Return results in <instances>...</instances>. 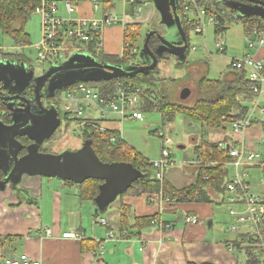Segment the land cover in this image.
<instances>
[{"label":"crops","instance_id":"1","mask_svg":"<svg viewBox=\"0 0 264 264\" xmlns=\"http://www.w3.org/2000/svg\"><path fill=\"white\" fill-rule=\"evenodd\" d=\"M137 2H140L141 5H137ZM61 5L63 6V0L59 2L58 11V16L62 18L102 19L107 13H113V10L116 9V0H106L103 9L101 8L98 12L93 9L91 0H85L82 5L75 9L76 17H73L74 13L71 16L68 15L64 6L61 7ZM122 5L121 15H116L121 20L122 24L119 25H122L123 29L108 28L104 32L103 39L105 53L120 57H123L125 49L126 26L145 25L151 21L155 12L152 0H122ZM119 45L122 49H118ZM107 50L110 52L108 53ZM253 55L264 61V49L256 53L253 52ZM32 64L34 63L32 62ZM34 72L36 71L34 70ZM188 88L190 89V87ZM112 120L118 124L116 118H112ZM109 127L114 132L120 130L117 126L112 127L110 125ZM252 129L253 126L249 131ZM249 131L247 133H251ZM222 132L224 131L218 130L210 133V135L217 136L220 134L222 138L220 137L221 139L217 141L230 143L229 137L224 136ZM235 135L238 137L235 142H240L243 135ZM260 135L263 134L255 133L252 137L258 139ZM248 136L251 137V134ZM197 140L195 143L198 142ZM180 148L183 147L180 146ZM193 157L190 161L184 162V172L174 167L168 170L164 184L168 183L180 190L195 183L197 166L203 165V161L196 158L195 151ZM174 158L175 155H172L173 161ZM257 167L247 168L249 180L246 179V183L250 186L251 193L264 203V196L251 189V183L259 180L258 171L254 172ZM259 169L264 173V167H259ZM231 170L233 168L230 167V172ZM190 177L193 180L189 183ZM23 178L25 179L21 180L23 183L21 188L26 190L30 196L27 202L22 201V197L18 201L13 198H5L6 194H1L3 198H0V237L5 239L0 247V253L5 258H14L26 254L41 264H239L235 254L243 251L235 247V242L242 237H248L247 233L250 232L247 227H241L237 232L232 231L231 227L235 220L230 216L225 223V228L220 225V228L217 229L222 238L224 234V239L213 241L212 238H209L211 233L215 231H212L215 227L214 224L224 219L223 214L219 212L221 210L219 206L227 204L225 200L230 197L229 192L224 194L211 192L210 195L216 202L213 204L167 207L165 210L147 196L141 198L124 197L114 204L115 218H111V216L110 218L102 217L108 225L104 227L105 229H99L95 225L97 218L94 203L82 200L77 195L79 190L76 194L74 186L71 187V185H67L58 179L45 181V178L41 177ZM164 184L162 185L163 188ZM0 193L4 192L0 190ZM152 196L154 195L152 194ZM121 202L131 206L132 223L137 216L157 215L158 219L172 224L174 230L160 232L156 226H153L151 229L143 230L138 238L128 237V239L118 242L109 241L107 238L110 232L119 233L123 229L120 215ZM185 216H195L199 220V225L188 227L186 225L184 227L182 218L184 220ZM98 217L101 216L98 215ZM46 229L52 230L55 237H47ZM70 231L83 235V241L63 239L62 234ZM233 235L236 237H232ZM94 242L98 245V249L88 250L84 248Z\"/></svg>","mask_w":264,"mask_h":264},{"label":"trees","instance_id":"2","mask_svg":"<svg viewBox=\"0 0 264 264\" xmlns=\"http://www.w3.org/2000/svg\"><path fill=\"white\" fill-rule=\"evenodd\" d=\"M67 1L71 2L77 8L85 0ZM225 2L226 0H202V6L205 7L208 15L216 19V35H223L228 31L226 24L227 18L236 23L240 22L243 24L245 33L249 34L253 28H258L264 32V19L251 17L238 20V18L234 17L235 13L233 10L224 7ZM40 3L41 0H0V31L4 35L11 36L18 47H25L30 44V36L25 32V25L31 20L34 11L39 7ZM185 3L186 0H178L177 12L181 18L182 27L188 41V50L186 52L188 55L190 50L189 32L195 31L197 25L187 23V19L183 14ZM240 3L246 4L244 2ZM139 4L141 5L140 2H137V5ZM152 22L151 20V23L145 25L126 26L123 57L112 56L105 53L103 49H97L95 42L86 44L84 46V52L102 64L108 63L123 67L146 65L143 62L134 65V61L138 59L143 49L147 33L153 30L151 28ZM160 44L159 39L154 36L150 40L149 47L152 51L156 52ZM0 53V59L25 64L28 70H35L32 61L25 57L18 60L4 55L1 51ZM170 57L172 56L166 54L161 57L158 56L159 65L162 60H167ZM256 58L260 59L259 57ZM183 64L178 62V66H182ZM159 65L155 71L133 78H114L106 82H90L85 84L106 99L115 94L119 89L128 91L136 88L142 89L143 96L140 111L143 113L158 112L161 114L163 125L174 123L176 118L181 116L192 123L200 124L202 132L207 135L218 130L225 131L232 122L243 118L254 102L255 94L253 93V86L249 81L248 73L245 70L234 69L230 65L220 80L213 81L203 78L199 81L198 91L202 98L193 106H188L182 102L171 103L163 87L165 80L157 76ZM79 84L81 83L74 84L59 91L56 96L59 97L62 92L64 93ZM52 101L59 105L57 98H52ZM99 124L100 122L97 123V126ZM261 125L264 136V121ZM83 133V143L91 141L93 150L102 162L131 164L134 168L145 174L144 178L134 182L126 193L120 195L119 199H123L124 197H151L152 194L160 190V183L152 177L153 166L150 160L141 156L133 148L125 144L116 145L111 142L112 138H118V132L110 130L103 132L98 128L89 127L84 129ZM57 135H59V132ZM56 139L57 137L55 139L53 137V139H49L48 141L52 143ZM221 142L208 140L203 134V141L194 148L198 160L207 163H217V165L211 167L203 165L197 166V179L195 183L180 190L175 189L168 183L164 184V188H162L165 190L166 195L172 200H176L172 204L173 207L176 208L178 206L192 204H213L216 202L212 199L211 192L215 194H224L227 192V185L230 181V167L228 164L233 160L230 158L227 148L220 147ZM237 145V143L234 144V146ZM64 183L71 186L75 185L71 182ZM101 185L102 182L99 181H87L82 185H76L79 189L78 195L82 200L94 203L95 198L100 193L99 187ZM120 213L121 227L123 228L121 230L129 231L128 237L130 238L140 237L142 231L153 228L155 226L153 221L158 219L157 215L137 216L132 223V208L123 202L120 205ZM4 240V238L0 237L1 245ZM238 241L235 242V247H238L245 253L247 257L245 264H264V249L259 245V240L256 237H251L250 239L246 236L240 238ZM90 245L84 248L88 250L98 249V245L95 242Z\"/></svg>","mask_w":264,"mask_h":264},{"label":"built area","instance_id":"3","mask_svg":"<svg viewBox=\"0 0 264 264\" xmlns=\"http://www.w3.org/2000/svg\"><path fill=\"white\" fill-rule=\"evenodd\" d=\"M60 0H41L38 8L34 11L41 19L42 39L37 45L32 46L36 53V58L39 64L57 63L68 58L71 54L85 53L84 46L86 44L96 43L97 49H104V32L109 27H115L121 23L119 17L113 13H107L104 18H62L58 16ZM93 9L98 12L101 10V4H106V0H91ZM63 6L68 15H73L75 8L73 4L67 0H63ZM183 14L187 19L188 24H196L195 32L200 35L205 34L204 16L208 15L207 10L202 6V0H186ZM190 14L193 18H190ZM213 23L216 19L212 16ZM245 42L251 54L239 59H233L231 65L234 69L245 70L248 73L249 81L253 86L255 94L254 102L241 119L235 120L230 124L232 131L235 134L243 135L242 140L228 143L221 142V148H227L232 162L228 164L233 168L234 177L230 178L227 185V192L230 193L225 202L231 206L229 215L235 220L231 229L234 232L240 230L241 227H247L250 232L248 237H256L259 240V245L264 249V203L250 191V186L246 183L248 174L246 172L249 167H264V154H255L248 150L244 139L247 137V132L255 124H261L263 121L260 116L264 117V61L257 59L253 52H258L264 49V32L258 28H253L249 34L246 33ZM219 51L225 52V44L219 45ZM25 47H18V51H24ZM120 85V84H119ZM143 90L136 88L132 91L119 89L109 98H103L100 94L86 84H79L77 88L66 93V98L62 99L65 103L64 113L65 120L76 126V130L84 131L89 127H95L101 131H107L110 125L115 124L112 118H116L118 124H122L126 119L142 120L144 114L140 111L142 106ZM88 109L89 116L84 114ZM94 113H98L97 120ZM103 121L104 124L97 126L98 122ZM118 132V138H112L111 142L116 145H122L125 142L121 131ZM162 138L161 158L151 162L153 166V178L158 181L161 188L158 192L150 197V200L156 203L162 209L173 207L176 200L169 198L163 190L162 185L165 181L166 173L173 164L171 146L173 141L170 138ZM128 146V145H127ZM263 147L264 144L261 143ZM203 166H215L217 163H205ZM207 180V178H206ZM185 224L187 226L199 225V220L195 216H185ZM153 224L160 232H171L174 230L172 224L165 223L161 219H156ZM95 225L102 227L107 226L105 219L98 218L95 220ZM47 237H55L50 229H46ZM129 232L122 230L119 233L110 232L108 240L118 242L128 239ZM63 239H71L83 241L84 236L78 232L70 231L62 234ZM1 247V246H0ZM103 255V252H101ZM0 264H41L39 261L33 260L30 256L23 254L19 257L5 258L0 253Z\"/></svg>","mask_w":264,"mask_h":264},{"label":"rangeland","instance_id":"4","mask_svg":"<svg viewBox=\"0 0 264 264\" xmlns=\"http://www.w3.org/2000/svg\"><path fill=\"white\" fill-rule=\"evenodd\" d=\"M234 1L226 0L224 3L225 8H230V5L234 4ZM104 4H101V8L103 9ZM122 0H116V9L113 10V13L121 15L122 13ZM61 7H63L61 5ZM76 9V7H74ZM73 17H76L74 13ZM158 11L155 10L152 16V26L153 30H156L170 43H180L182 41L181 35L175 25H171L163 18H160ZM235 17V15H234ZM190 18H193V15L190 14ZM204 21L206 25L205 34L200 35L197 34L194 30L189 32V47L190 50L188 52L186 61L182 66H178V59L175 57H170L167 60H162L159 69L157 72V76H160L163 82V87L167 92L169 101L171 103H185L188 106H193L197 101H199L202 96L199 93V81L203 78L208 80H220L222 75L225 71L228 70V67L231 64L233 59H239L247 56L249 54V50L247 48L245 42V29L243 24L240 22L236 23L229 18H227V27L228 31L223 35H216L215 33V22L213 23V19L211 15L204 16ZM151 23V21L149 22ZM111 28V27H109ZM117 30H122V25H117ZM25 32L30 36V44L25 46L24 52H18L17 44L14 43L15 41L12 39L11 36L4 35L0 31V51L4 53V55L12 57L14 59L20 58H27L32 61L34 64V69L36 74H42L44 71H48L54 65V63H45L39 64L36 60V53L32 46L37 45L41 42L42 33H41V19L38 15L33 14L30 21H28L25 25ZM145 32V29H144ZM144 43V42H143ZM219 45L225 44V52L219 51ZM21 47V46H20ZM24 47V46H22ZM118 49H122L121 46H118ZM109 53L110 50H107ZM1 54V53H0ZM78 52L71 54L68 58L64 59L63 62H67L72 59ZM86 54V53H85ZM3 59H0V62ZM147 60V57H143L139 55L138 59L134 61L135 64H140ZM5 60H3L4 62ZM132 61V63H133ZM180 61V60H179ZM4 62L6 66L7 74H18L22 67L18 63H7ZM181 63V61H180ZM134 64V65H135ZM2 64L0 63V66ZM3 65V67H5ZM12 65V66H11ZM10 66V67H9ZM16 68V69H15ZM80 72V71H79ZM97 70H88L85 73H98ZM77 72H68L60 74L61 77H65L66 75H73ZM190 87L191 94L187 100H181V92L183 89ZM66 98V94H62V99ZM264 98V97H263ZM62 105H65L62 102ZM89 110L86 109L84 114L85 117L89 116ZM62 114L64 111L62 109ZM94 117L97 120L99 114L94 113ZM144 118L143 120H131L126 119L122 124H113L112 127H119L124 137L125 142L131 148H134L140 154H142L146 159L150 160V162L156 161L160 159L161 156V146H162V139L161 136L165 138H170L173 141V145L170 147L172 155H175V160L173 164L170 166L169 170L174 168H179L180 171L184 172V162L190 161L193 159V152L194 148L197 145L201 144L203 141V134L205 135L206 139L217 141L222 138V135H207L206 133L202 132V127L198 123H192L185 118L179 116L176 118L174 123L163 125L160 114L158 112H149L143 113ZM55 115H57L55 113ZM260 119L263 121L264 117L260 116ZM58 122L62 119L58 117ZM101 125L104 124L103 121L100 122ZM247 135L251 134V137H246L244 139L245 144L247 145L248 150L255 154H264V146H261V143L264 144L263 135L259 136L258 139L252 137L255 133H262V125L255 124L253 129L250 130ZM224 136L229 137V141L231 143L235 142L238 137L233 133L230 126L222 132ZM83 131L76 130V126L69 123L67 120L64 119L63 124L61 126V133L57 136V139L53 141V143L47 144L46 148L48 149L47 152L51 153V155H57L60 151L64 150L65 152H75L82 148L83 144ZM221 137V138H220ZM198 139V140H197ZM198 141L195 143V141ZM241 140V139H240ZM182 146L183 148H180ZM252 146V147H251ZM251 147V148H250ZM60 155V154H59ZM193 161V160H192ZM258 171V181H254L251 183V189L254 190L255 193H258L261 196H264V173L259 169V167L254 169V172ZM249 174V172H248ZM230 177H234L233 170L230 172ZM262 179V180H261ZM48 181V179H44ZM57 180V179H52ZM192 177L189 179V183L192 182ZM249 180V177L247 178ZM251 180V179H250ZM72 187V186H71ZM74 190L76 194L78 193V188L74 185ZM78 195V194H77ZM0 198H3V195L0 194ZM5 198L11 199L9 195L6 193ZM119 202V198L115 202L111 204V207L107 209L104 213L100 214V218H115V203ZM231 206L229 204L219 206L221 209L219 212L223 214V220L220 222L215 223V227L209 236L212 238L213 241L218 239V241H222L224 239L222 235L217 231L222 225L225 228V223L228 221L229 210ZM114 212V213H112ZM226 212V213H225ZM182 213V212H181ZM228 216V217H227ZM99 218V219H100ZM183 225L186 227L185 221L183 220ZM213 225V226H214ZM99 229H105L102 226L96 225ZM188 227V226H187ZM209 227V226H208ZM232 237H236L233 235ZM210 242V241H209ZM237 254V253H236ZM235 254V257L238 258L239 264H245L247 257L244 252ZM263 264V263H262Z\"/></svg>","mask_w":264,"mask_h":264},{"label":"water","instance_id":"5","mask_svg":"<svg viewBox=\"0 0 264 264\" xmlns=\"http://www.w3.org/2000/svg\"><path fill=\"white\" fill-rule=\"evenodd\" d=\"M153 6L158 11L160 18H163L171 25H175L181 35L180 43L168 42L158 31L152 30L146 35V40L142 51L139 55L147 57L141 66H119L111 64H102L94 59L91 55L85 53L76 54L67 62H57L45 74L37 78L36 100L40 102V90L43 85L50 82V98L56 97L57 93L77 83H100L112 80L114 78H133L141 74H148L155 71L159 65L158 56L164 54L170 55L178 59L181 64L186 61L188 41L182 27L181 18L178 15V0H152ZM235 3L230 5V10L234 11L235 18L238 20L260 17L264 19V0H231ZM244 2L246 4L240 3ZM156 36L160 41V46L156 52L149 47L150 40ZM180 60V61H179ZM7 63H17L4 61ZM1 60L0 71L6 66ZM3 65L5 67H3ZM25 64H20L22 70L18 74H34L33 70H28ZM12 66V65H11ZM7 69V68H6ZM16 69V68H15ZM88 70H97L98 73H85ZM80 71V72H79ZM77 72L73 75L65 77H57L62 73ZM17 74V73H16ZM31 75L26 80L30 79ZM27 82V81H26ZM27 86V84H26ZM191 94L189 88H185L181 92V100H187ZM41 105V102L39 103ZM27 116V113H26ZM25 116V117H26ZM34 119L40 122L39 126L50 127L52 123L40 119L38 116L32 115ZM24 118L15 119V124ZM26 119V118H25ZM46 122V123H45ZM27 123H22L10 128L0 129V169H4L6 174L5 180L0 181L1 191H5L7 187L12 186L13 192H18L27 202L30 198L29 193L19 187L23 177H41L46 179H58L62 182H71L75 185H82L87 181H99L102 185L99 187L100 193L94 200L96 215H100L107 211L109 206L117 200L123 193H126L139 179L145 177V174L127 163H104L97 156L92 148L91 141L83 143L81 149L75 152H64L60 155L41 154L39 147L43 142L36 146L35 152L27 155L22 159L16 157V151L10 156L4 150L5 143L11 145V140L15 138L13 135L18 129L25 127ZM59 122L54 124L46 133V137L51 136L53 131L57 129ZM37 128V127H36ZM39 129L37 131L39 132ZM35 131V130H34ZM32 132H24L25 135L33 134ZM41 132L43 129L40 130ZM34 139V138H33ZM35 140V139H34ZM36 141V140H35ZM13 166V167H11ZM17 193V194H18Z\"/></svg>","mask_w":264,"mask_h":264},{"label":"flooded vegetation","instance_id":"6","mask_svg":"<svg viewBox=\"0 0 264 264\" xmlns=\"http://www.w3.org/2000/svg\"><path fill=\"white\" fill-rule=\"evenodd\" d=\"M5 70L6 68H4L3 71H0V129L10 128L12 126H15L17 123L18 125L21 124V122L27 123V125L21 129H18V132L16 134H13L15 138L11 140V145L8 143L2 145L5 146L4 150L9 156L16 151V157L18 159H22L29 155V153L31 154L32 152H35V145H38L39 143L44 141L43 144H41L39 147V153L51 154L47 152L48 149L46 148V145L49 144V139H53V137L55 139L58 136V132L61 133V126L65 119V113L62 114V109L64 111V105H62L63 92L59 97H55L57 98V101L59 103V105H57L52 101V98H50V82L47 81V83L41 87L39 95L41 105H39L40 102L36 100L37 78L43 76L44 74H36V72H34V74L10 75L7 74V71ZM29 75H31V78L26 80ZM55 113L57 115H55ZM32 115L38 116L42 120L47 119L46 122L52 123L51 126L46 128H44V126H39L40 122H38L37 119H34ZM57 116L62 118L59 122V126L53 131L51 136L45 138L46 133L52 128V126H54L55 123H57ZM17 118L24 119L15 124V119ZM38 128H40L39 132L37 131ZM41 129H43L42 132L40 131ZM32 131H34V133L30 135H25L24 133ZM64 152L65 151L62 150L60 151V153H57V155ZM5 178L6 174L4 172V169H0V181L2 182L3 180H5ZM21 186H23L22 181L19 183V187ZM10 188H12L11 185L6 188L4 193L0 194L7 193L9 197L17 201L20 200L21 197L22 201L24 200V197L22 195L13 192Z\"/></svg>","mask_w":264,"mask_h":264},{"label":"bare ground","instance_id":"7","mask_svg":"<svg viewBox=\"0 0 264 264\" xmlns=\"http://www.w3.org/2000/svg\"><path fill=\"white\" fill-rule=\"evenodd\" d=\"M249 54H251V53H249ZM248 55V54H247ZM78 87V85L77 86H75V87H73L72 89H70V90H68V91H71V90H73L74 88H77ZM68 91H66V92H64L63 94H66ZM63 101V100H62ZM64 102V101H63Z\"/></svg>","mask_w":264,"mask_h":264}]
</instances>
